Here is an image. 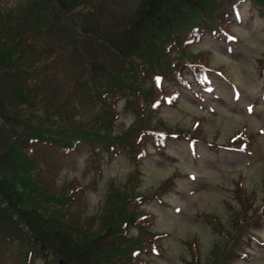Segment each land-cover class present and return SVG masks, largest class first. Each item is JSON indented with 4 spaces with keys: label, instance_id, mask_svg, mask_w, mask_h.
<instances>
[{
    "label": "trees",
    "instance_id": "obj_1",
    "mask_svg": "<svg viewBox=\"0 0 264 264\" xmlns=\"http://www.w3.org/2000/svg\"><path fill=\"white\" fill-rule=\"evenodd\" d=\"M103 2L25 0L20 12L7 10L0 2V24L6 25L8 34H0V129L6 133L0 144V248L11 243L20 247L22 264H30L35 258L40 264H57L59 259L63 264H138L140 251L157 253L153 236L145 241L142 233L130 238L117 231L130 215L123 186L109 190L106 199L116 205L112 209L110 205L106 214L99 217L101 227L87 231V224L76 220L72 206V194L83 185L68 182L56 192L45 190L38 181L41 165L34 147L44 144L68 153L83 144L87 148L86 161L95 172H99L101 161H110L117 155L139 162L146 154L147 143L162 157L166 140H177L181 134L149 124L151 115L164 102L173 104L176 95L171 87L187 89L199 105H204V93L211 86L209 72H219L207 64L209 51H192L193 44L207 35L228 45L233 40L229 26L236 22L242 6H246L255 22L264 23V0H137L131 17L118 27L109 26L100 32ZM24 29H29L34 38L57 33L58 42L69 44L72 40L73 54H78L86 77L76 78L71 94L79 92L96 103L92 118L76 122L62 115L66 103L78 106L76 102L74 105L61 100L55 104L52 97L39 101L50 80V66L38 57L21 61L22 52L28 48V42L20 37ZM42 51L52 53L46 47L39 52ZM97 57L110 62L98 61ZM155 59L161 61L159 66H154ZM256 66L264 79V63L258 59ZM117 101H121L123 112L134 116L136 132L131 141L126 133H112L113 122L120 113L115 107ZM146 109L148 122L143 124ZM197 124L192 122L193 127ZM183 136L191 144L196 139L203 140L192 132ZM251 142L248 133L236 130L221 144H206L214 150L241 147L252 153ZM261 171L259 194L237 179L230 191L234 202L226 204L225 221L221 222L218 216L209 219L220 236L210 251L208 264L234 262L236 255H243L245 240L255 237L252 231L264 218V163ZM134 175L137 187L138 176ZM177 176L179 172L170 176L169 182ZM133 191L131 186L129 192ZM164 193V185L147 195L134 193L130 204L140 207L147 201L160 202ZM144 217L140 215V219ZM196 259L195 255L193 262Z\"/></svg>",
    "mask_w": 264,
    "mask_h": 264
},
{
    "label": "rangeland",
    "instance_id": "obj_2",
    "mask_svg": "<svg viewBox=\"0 0 264 264\" xmlns=\"http://www.w3.org/2000/svg\"><path fill=\"white\" fill-rule=\"evenodd\" d=\"M1 1L7 10L20 12L18 9H21L25 0ZM103 3L100 19L103 25L98 29L100 32L120 18L128 19L137 8V0H104ZM239 17L240 24L235 22L229 26L232 37H237V41L230 42L229 52L209 36H203L192 46V51H209L207 64L220 71L212 78L214 94L203 97L204 105H199L183 89L171 87V90L179 92V96L172 105H161L155 115H151L152 122L149 124H157L159 128L168 127L181 134L178 140L166 142L163 158L155 154L152 145L147 144V154L139 162L117 155L110 161H101L99 172H95L86 161L87 148L83 144L67 154H61L46 145L34 147L38 151L36 159L41 165L38 181L45 190L56 192L68 182L83 185V188L72 194V206L76 212L73 214L76 220L87 224L89 232L101 227L99 217L106 214L110 205L111 209L116 205L112 200L109 204L106 194L112 191V187L123 186L127 194L125 205L130 215L122 220L126 221L125 226L121 227L120 223L117 231L130 238L142 233L145 241L153 236L158 249L154 254L148 250L140 251L141 261L138 264H208L210 251L219 235L209 219L218 216L221 222L225 221L227 199L230 200L234 182L239 179L245 188H254L259 194L264 163V79L259 76L256 64L258 59L264 63V23L255 22L245 8L241 9ZM6 28L2 22L1 35H8ZM20 35L22 40L28 41V48L22 52L24 58L21 61L26 63L38 57V60L47 61L52 72V78L46 82V91L44 89L41 93L39 101L52 97L57 103L67 98L78 106L66 103L61 110L63 116L76 122L92 118L97 109L96 103L79 92L71 94L72 83L81 72L78 58L72 54V40L69 44L65 42L68 46L57 48L52 37L36 39L29 29L21 30ZM61 43L64 41L61 40ZM43 47L52 53H40ZM46 55L49 56L45 60ZM97 59L100 61V58ZM159 62L155 59L154 66H159ZM223 77H227L234 86ZM232 90L239 93L236 101L230 100ZM115 107L120 113L113 122L112 133H126L127 140L131 141L136 132L134 116L121 110L120 101L115 103ZM46 110L48 113L53 112ZM146 113L147 109L142 116L143 124L148 122ZM193 121L198 122L197 126H192ZM236 130L252 137L251 154L222 148L214 150L205 142H196L192 147L183 136L184 133L192 132L204 141L221 143ZM5 137L6 133L0 129V144ZM176 172L180 176L169 182L170 176ZM134 173L138 176L137 187ZM185 173L193 175V179L184 178ZM160 185L165 186V193L160 196L161 202L148 201L142 206L145 210L134 204L131 206L132 194L147 195ZM131 186H134V191L130 193ZM230 201L234 202L232 199ZM141 214L145 215L143 219H140ZM252 234L263 244L251 239L245 246L246 257L236 255L234 262L229 264H264V222ZM195 255L197 259L193 262ZM22 263L20 247L14 243L1 246L0 264ZM30 264H40L39 259L31 260Z\"/></svg>",
    "mask_w": 264,
    "mask_h": 264
},
{
    "label": "snow or ice",
    "instance_id": "obj_3",
    "mask_svg": "<svg viewBox=\"0 0 264 264\" xmlns=\"http://www.w3.org/2000/svg\"><path fill=\"white\" fill-rule=\"evenodd\" d=\"M249 111L251 112L252 111V109L251 108H249ZM242 150V149H241Z\"/></svg>",
    "mask_w": 264,
    "mask_h": 264
},
{
    "label": "water",
    "instance_id": "obj_4",
    "mask_svg": "<svg viewBox=\"0 0 264 264\" xmlns=\"http://www.w3.org/2000/svg\"><path fill=\"white\" fill-rule=\"evenodd\" d=\"M58 264H60V262Z\"/></svg>",
    "mask_w": 264,
    "mask_h": 264
}]
</instances>
